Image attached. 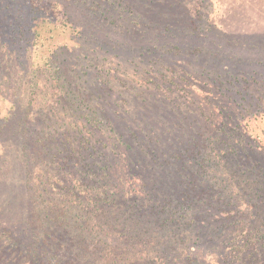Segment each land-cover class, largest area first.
Segmentation results:
<instances>
[{
	"label": "rangeland",
	"instance_id": "obj_1",
	"mask_svg": "<svg viewBox=\"0 0 264 264\" xmlns=\"http://www.w3.org/2000/svg\"><path fill=\"white\" fill-rule=\"evenodd\" d=\"M252 182L264 183V0H0V264H104L66 229L79 198L95 249L92 191L116 197L120 224L158 233L153 264H264L243 246L264 224ZM43 188L70 212L45 248L31 220ZM179 202L166 234L154 211Z\"/></svg>",
	"mask_w": 264,
	"mask_h": 264
},
{
	"label": "trees",
	"instance_id": "obj_2",
	"mask_svg": "<svg viewBox=\"0 0 264 264\" xmlns=\"http://www.w3.org/2000/svg\"><path fill=\"white\" fill-rule=\"evenodd\" d=\"M23 29V28H22ZM24 30V29H23ZM89 119V118H87ZM87 124H93L96 123L95 119H89L86 121ZM80 134V132H78ZM83 142V141H82ZM200 150L198 151L199 154ZM213 149H205L204 153L200 152V158H202V162L209 163V160L213 158ZM203 178L204 175L201 173ZM256 182H252V185ZM264 184V183H261ZM259 185L250 188V192L253 193L254 200H258L260 197L258 195V192L264 191V185ZM40 186V184H39ZM104 190L108 191L107 187L104 188ZM104 191H101L99 193L97 192H90L89 194V201H88V207L92 208L93 212H98V214L102 217L101 224L102 230L101 233H97V239L94 238L93 243H90L89 245H92L95 249L90 248L86 243H88V240L86 239V236L83 235L84 231H87L85 229V226H82L81 222L85 221V218L89 214L87 209H84V201L80 202L79 198L76 199L75 205H70V211H72L70 218H69V226L66 227L69 228L71 231L76 233V244H78V248L82 249L83 253L82 256H86V252H92V250H95L97 257L103 258L105 260L104 264H153L158 262V259H151L152 253L156 250L155 247H158L156 244V238L158 233L154 232L155 230L144 228L142 226V230H138L132 227H129L128 222L124 221L120 224L118 222L117 218H113L112 215L115 213L113 210L118 208V204L116 197H112L111 194L103 193ZM34 198L36 201L34 202V208L35 212L33 213V216L31 220L35 224L36 227H34L35 230H40V236L41 240L43 242V246L45 248V245H47V236L50 234V232L56 231V228L58 229L59 226H61V223L57 224V220L62 218L64 222H67V217L70 214V212H66L65 215H61L58 217V214H61L57 207L56 200L51 196L46 189H37L35 192H33ZM101 201V202H100ZM144 201V200H143ZM147 206H152L151 203L143 202ZM103 204V206H102ZM108 207H107V205ZM183 202H179L178 206L173 210H169L170 205L164 204L163 206H157L159 209L158 211H154L155 221L153 220V224H159V229L161 230H167L166 234H170L176 231L178 228L177 224H181V212L185 210ZM256 205H259L264 210V202H257ZM106 206V207H105ZM126 209H129L130 211L138 208V203H134L133 205H125ZM58 209V210H57ZM64 210V209H63ZM169 210V211H168ZM147 209L144 208V212H146ZM115 215V214H114ZM110 220H107V218H110ZM104 219V220H103ZM36 223H35V222ZM179 222V223H178ZM264 223V221H263ZM119 224V227L118 225ZM147 226H151L150 224H146ZM177 225V227H175ZM170 226V227H169ZM112 236L110 239H108V236ZM245 235V234H244ZM116 237L119 239V242H116ZM245 244L243 246H247L249 241H253V243H256L260 246L262 249L261 251H264V224L263 228L260 230H256L251 235L248 234L247 238L245 239ZM116 242V243H115ZM136 242H139L141 244L142 248H147L148 252H145L144 249L140 251L139 247L135 251H133L134 244ZM176 242H172L174 245ZM163 248L169 249V246H164ZM41 249V248H40ZM43 251V255H47V251L41 249ZM172 250V248L170 249ZM238 250V249H237ZM150 251V252H149ZM38 251L36 252L33 250H26L27 254H38ZM22 254V253H21ZM168 256V255H166ZM49 264H61L59 261L55 260L54 257L48 258ZM24 258V257H23ZM52 262H51V261ZM40 264H44L41 262ZM73 264V263H70Z\"/></svg>",
	"mask_w": 264,
	"mask_h": 264
}]
</instances>
